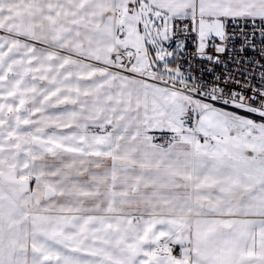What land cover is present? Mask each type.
Listing matches in <instances>:
<instances>
[{"label": "snow or ice", "instance_id": "snow-or-ice-1", "mask_svg": "<svg viewBox=\"0 0 264 264\" xmlns=\"http://www.w3.org/2000/svg\"><path fill=\"white\" fill-rule=\"evenodd\" d=\"M0 264H264V0H0Z\"/></svg>", "mask_w": 264, "mask_h": 264}]
</instances>
